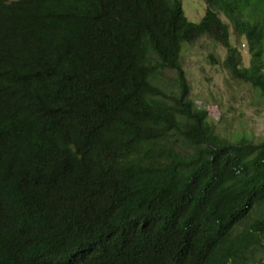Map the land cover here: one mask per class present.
Here are the masks:
<instances>
[{
	"label": "trees",
	"instance_id": "16d2710c",
	"mask_svg": "<svg viewBox=\"0 0 264 264\" xmlns=\"http://www.w3.org/2000/svg\"><path fill=\"white\" fill-rule=\"evenodd\" d=\"M205 4L0 0V264H262L264 138L213 130L180 52L264 97V0Z\"/></svg>",
	"mask_w": 264,
	"mask_h": 264
},
{
	"label": "rangeland",
	"instance_id": "374dc122",
	"mask_svg": "<svg viewBox=\"0 0 264 264\" xmlns=\"http://www.w3.org/2000/svg\"><path fill=\"white\" fill-rule=\"evenodd\" d=\"M188 21L198 22L205 11V0H181ZM220 18L226 22L222 14ZM229 41L241 54V66H248L250 54L244 37L237 36L229 24ZM180 62L189 84V96L195 107L207 110L213 130L231 140L240 137L260 141L264 138V97L248 83L233 79L223 67L225 49L209 37L182 43ZM264 65V56L262 58ZM161 78L165 90L173 89L167 71ZM255 259L264 264V242Z\"/></svg>",
	"mask_w": 264,
	"mask_h": 264
}]
</instances>
